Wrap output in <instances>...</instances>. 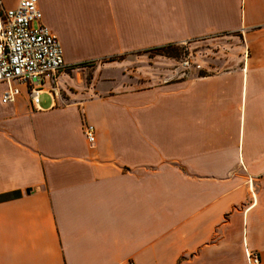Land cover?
Here are the masks:
<instances>
[{"label":"crops","instance_id":"1","mask_svg":"<svg viewBox=\"0 0 264 264\" xmlns=\"http://www.w3.org/2000/svg\"><path fill=\"white\" fill-rule=\"evenodd\" d=\"M37 1L65 66L234 33L244 48L141 89L60 91L61 70L37 105L16 83L1 103L0 83V264H206L229 246L264 264V0Z\"/></svg>","mask_w":264,"mask_h":264},{"label":"rangeland","instance_id":"2","mask_svg":"<svg viewBox=\"0 0 264 264\" xmlns=\"http://www.w3.org/2000/svg\"><path fill=\"white\" fill-rule=\"evenodd\" d=\"M244 44L238 34L222 35L206 39L192 40L176 44L169 49L139 51L116 57H103L86 61L83 66H65L57 75L59 89L76 92L87 91L94 79L98 85L105 81H115L128 89H141L150 85L162 84L178 79H189L200 74L211 75L218 68L238 63ZM63 86V88H62ZM63 94V92H62ZM49 100L42 95L40 104ZM224 261L213 262V254L206 264H260L252 260L236 262L242 256L237 249H228ZM253 255H251L252 257ZM198 264V263H192Z\"/></svg>","mask_w":264,"mask_h":264},{"label":"built area","instance_id":"3","mask_svg":"<svg viewBox=\"0 0 264 264\" xmlns=\"http://www.w3.org/2000/svg\"><path fill=\"white\" fill-rule=\"evenodd\" d=\"M65 68L60 44L42 22L37 0H20L16 7L0 10V83L7 88L1 95V103H12L18 90L11 83L25 85L33 105L46 81L56 95V74ZM82 133L89 144L94 142V127L84 123ZM247 260L257 262V257L246 253Z\"/></svg>","mask_w":264,"mask_h":264},{"label":"trees","instance_id":"4","mask_svg":"<svg viewBox=\"0 0 264 264\" xmlns=\"http://www.w3.org/2000/svg\"><path fill=\"white\" fill-rule=\"evenodd\" d=\"M176 44H167V45H164V46H161V47H156V48H152V49H149V50H162V49H169L170 47L174 46ZM145 51H148V50H145ZM85 63H81V64H78L79 66H83ZM199 77H204L206 75H203V74H200L198 75Z\"/></svg>","mask_w":264,"mask_h":264}]
</instances>
